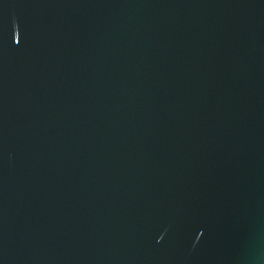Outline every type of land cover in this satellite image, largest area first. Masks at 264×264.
<instances>
[{
	"label": "water",
	"instance_id": "water-1",
	"mask_svg": "<svg viewBox=\"0 0 264 264\" xmlns=\"http://www.w3.org/2000/svg\"><path fill=\"white\" fill-rule=\"evenodd\" d=\"M0 264H264V0H0Z\"/></svg>",
	"mask_w": 264,
	"mask_h": 264
}]
</instances>
